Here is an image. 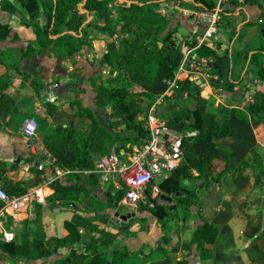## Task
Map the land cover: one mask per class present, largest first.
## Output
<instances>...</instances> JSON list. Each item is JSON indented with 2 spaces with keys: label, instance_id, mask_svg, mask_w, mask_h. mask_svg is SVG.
<instances>
[{
  "label": "crops",
  "instance_id": "obj_1",
  "mask_svg": "<svg viewBox=\"0 0 264 264\" xmlns=\"http://www.w3.org/2000/svg\"><path fill=\"white\" fill-rule=\"evenodd\" d=\"M2 1L0 0V7ZM137 1L144 0L133 2ZM157 1L160 3L158 12L162 10L166 13L165 17L169 19V24L179 29L175 37L181 42L180 50L182 47L189 49L191 59L198 60L206 58L213 60L209 53L215 56L227 54L230 58L231 80V84L224 89H217L211 85V81L217 77L210 73L208 77H198V79L189 72L181 75L183 80L180 82L202 81L198 87L201 89L200 97L209 100L208 115H217L220 120L225 118L229 130L225 137L216 140V145L225 155V158L215 159L211 165L212 177L213 179L218 177L217 181L213 180L208 190L200 195V215L196 207L197 200H193L194 204L189 210L191 216L188 228L190 223H193L190 236L199 225L208 223L217 228L214 241L205 244L203 251L205 253L199 252L195 245L188 251L181 249L183 242H188L190 236L188 239H182L177 235L176 240L179 242L172 241L171 245L168 242L166 246L161 247L171 258V264L178 262L264 264V260H251L252 253H257V249L264 253V179H260L258 174L247 168L239 167L240 162L247 160L254 149H257L256 152L263 158L262 165H264V111L255 118L248 116V122L244 123L232 116L225 117L223 114L219 116L218 109H215L220 105V109L228 111L241 110L252 101L256 92H264V51L259 52L264 46V0H246L243 5L229 0L222 13L230 17L232 27H225L221 20L217 39L210 42L212 48L206 46L194 48L196 37L201 33L203 25L197 26L191 19L180 15L184 10L203 9L200 5H195L190 0ZM108 2L114 4L126 1L108 0ZM14 3L18 10L15 15L0 10V23L9 26L8 37L0 42V53L7 52L4 55L7 56L9 52L8 58L11 60L14 58L17 60L22 49L33 45L36 39L33 28L22 25L24 20L22 6L15 0ZM162 7L168 10L164 11ZM233 27L234 35L231 34ZM104 44L100 40L91 41L95 51H76L70 44L69 51L63 52L39 46L41 51H32L30 56L19 61L17 68L20 74L15 70L9 72L11 80L4 93L17 105L18 118L20 117L16 124L10 123V126L0 121V162L2 163L0 186L9 195H19L23 187L28 190L27 192L37 188L49 177L48 164L54 162L44 149L38 132L30 141H27L21 133V126L30 117L45 118L50 126L87 129L88 119L76 122L69 115V103L76 100L83 107L91 109L99 124L112 134L107 146L108 153L129 152L139 145L131 144L126 138H122L125 136L124 126L111 127L105 112L96 104L97 95L91 86L92 81L97 80L100 84L98 80L106 78L103 76L113 78L117 76V73L112 72L109 67H103L93 61L94 58L100 60L99 58L102 57L101 54L105 51L99 50H105ZM14 45L19 46L21 51L13 50ZM5 49L7 51H4ZM72 49L74 51H70ZM258 62H261L263 67L259 66ZM6 65H8L6 62L0 64V77L7 73ZM31 79L38 81V90H34L30 85ZM62 105L64 108L59 111L58 108ZM159 112L160 109L158 114ZM8 120L9 117L6 121ZM35 152L47 164L44 172H38L36 167L31 165ZM12 164L15 165V169ZM10 168L14 170H9ZM60 170L61 176L43 189L46 196L44 204L38 205L32 214L27 215L19 223L14 242H34L42 235L45 246L51 239H63L74 231L79 236L76 247L89 246L93 239L105 232L113 239L110 238L112 242L101 248L102 252L112 255L114 252L125 250L133 256L142 251L138 257L133 256L125 264H151L162 259L159 253L151 254L157 247L162 232L158 221L150 212H141L139 217L135 216L123 226L117 221L115 212L118 211L121 215L127 213L136 215L137 205L113 206L114 201L108 194L111 193L113 196L120 190L111 183L102 184L99 177L95 179L90 176L91 174L86 173L88 171ZM193 174L196 175L195 172ZM153 187H157V182H153ZM148 193L151 194V191L148 190ZM157 196L152 195L151 202L154 205L158 204L155 202ZM93 200L96 202L91 204ZM140 219H143V222H138ZM176 221L179 222L178 217ZM145 246H148L149 250L145 249ZM174 248L176 252H173ZM82 254V251L69 252L64 248L60 253L48 254L40 259L18 264H75L82 259Z\"/></svg>",
  "mask_w": 264,
  "mask_h": 264
},
{
  "label": "trees",
  "instance_id": "obj_2",
  "mask_svg": "<svg viewBox=\"0 0 264 264\" xmlns=\"http://www.w3.org/2000/svg\"><path fill=\"white\" fill-rule=\"evenodd\" d=\"M15 1L20 3L25 13L22 25L33 28L36 38L34 46L52 47L60 39L69 40L72 45H77L75 42L85 44L89 39L90 42L103 41L105 52L99 63L109 67L112 72L124 70V77L129 82V86H135L139 95H143L149 101L147 109L165 93L167 83L174 78V73L181 63L180 47H176L174 42L170 41L171 35L174 34L172 31L165 34L169 19L158 12L160 3L157 0L137 2L125 0L126 2L114 4L109 3L108 0ZM190 1L206 10H212L215 5L214 0ZM111 8L117 10L115 17H112ZM0 10L10 15L18 12L9 0L2 1ZM229 19L230 17L222 13L221 20L225 27H232ZM63 27L66 30L62 29ZM8 29L7 24L0 23V42L6 40ZM231 34H235L234 27ZM31 46L24 49L14 63L6 65L7 73L0 77V121L6 122L7 126H10L12 120L19 116L17 105L4 93L11 80L9 72L15 70L20 74L17 68L18 63L30 56ZM78 49L74 50L78 51ZM261 51H264V46L259 52ZM209 56L213 58L209 65V73L217 77L211 81V85L217 89H224L231 84L230 58L227 54L215 56L209 53ZM4 63L3 59L0 60V64ZM258 64L263 67L261 62ZM23 78L27 79L25 76ZM29 83L34 90L39 89L36 79H31ZM91 86L98 97L96 103L105 112L111 127L124 126L125 136L122 138H126L131 144H141L148 138L143 124L138 121L142 110L133 98L134 93L130 87L106 89L97 81H93ZM200 92L201 89L195 82L186 80L176 84L169 98H163V104L170 102V109L159 116H164L168 126L182 136V160L177 169L167 178L157 181V188L160 191L157 199L160 201L147 210L160 223L162 232L157 247L151 252V254L159 253L162 259L151 264H170L168 255L161 247L169 242L168 224L177 220L178 208H183L184 223L190 218L189 210L194 203L188 199L197 200L196 207L200 215L199 197L208 190L213 180L217 181L218 177L216 179L212 177L211 165L215 159L225 158L224 153L216 145L217 139L228 134V122L223 117L232 116L247 123L248 116L255 118L264 111V92H256L252 101L241 110L218 109L219 116L224 115L220 120L217 115H208L209 100L201 98ZM69 115L76 122L88 119L89 127L80 129L69 126H48L42 120V128L39 130L38 127L41 143L57 168L74 172L92 171L96 159L108 154L107 146L112 134L99 124L92 110L83 107L79 101L69 103ZM8 117L9 120L6 121ZM112 119L115 120L112 121ZM191 132L198 133L194 137H187L186 134ZM256 151L257 149H254L247 160L240 162L239 167L247 168L254 174H258L260 179H264L263 158ZM1 164L0 162V168ZM205 174L208 176L206 181H203ZM90 176L98 179L95 174ZM198 181L203 183L195 186ZM190 184L194 186L190 187ZM27 191L23 187L20 189V194ZM108 195L114 201L113 206H116L122 200L124 192L120 190L113 196L111 193ZM179 199H181L180 203L176 202ZM94 202L96 200H93L91 204ZM99 219L104 220V218ZM140 221L143 222V219ZM216 232L217 228L214 225L203 223L192 232L188 242H183L181 249L188 251L195 245L199 252H203L205 244L214 241ZM110 238L113 239L102 232L100 237L90 242L89 246L76 247L79 236L73 231L63 239H51L45 246L42 235L34 242L0 243V264L3 262L25 263L48 254L60 253L64 248L69 252L76 250L83 252L82 259L75 264H125L128 259L133 256L138 257L142 252H137L133 256L125 250L114 252L112 255L102 252L101 248L112 242ZM144 248L149 250L148 246ZM173 252H176V248ZM251 256L252 261L264 260V253L258 249L257 253H252ZM177 264L187 263L178 262Z\"/></svg>",
  "mask_w": 264,
  "mask_h": 264
},
{
  "label": "built area",
  "instance_id": "obj_3",
  "mask_svg": "<svg viewBox=\"0 0 264 264\" xmlns=\"http://www.w3.org/2000/svg\"><path fill=\"white\" fill-rule=\"evenodd\" d=\"M167 1V0H166ZM238 5H243L246 0H234ZM229 0H215L212 10L199 9L194 11L184 10L180 15L191 19L197 26L203 25L201 33L196 37L194 48L206 46L212 48L211 41L216 40L220 31L221 14ZM165 16L166 13L160 11ZM182 60L174 73V78L167 83L164 94L158 97L148 108L144 117V129L148 138L129 152H112L96 159L92 171L87 174L98 175L102 184L111 183L117 190L124 192L119 204L125 206L137 205L141 200H152V195L157 196L159 190L153 187L151 194L148 187L156 179L161 180L177 169L182 160V136L171 129L167 121L158 114L163 103V98L171 96L176 84L183 79V73H192L198 77L209 75L211 58L191 59L190 50L182 47ZM194 82V81H193ZM21 133L27 141L32 140L37 133L38 124L34 119H27L21 126ZM187 137L196 136L195 132L187 133ZM38 172H44L47 164L37 156L33 164ZM49 177L32 190L19 195H9L0 186V243L8 244L15 241V231L19 223L29 214H32L38 205H43L45 194L43 189L51 185L62 171L55 165L48 164ZM68 171V170H67ZM64 172V171H63Z\"/></svg>",
  "mask_w": 264,
  "mask_h": 264
},
{
  "label": "rangeland",
  "instance_id": "obj_4",
  "mask_svg": "<svg viewBox=\"0 0 264 264\" xmlns=\"http://www.w3.org/2000/svg\"><path fill=\"white\" fill-rule=\"evenodd\" d=\"M10 2H12L13 4H15L14 3V0H9ZM163 8V10L164 11H166V10H168V8H164V7H162ZM158 10H159V8H158ZM110 12L112 13V17H115V15L117 14V10H114V9H112L111 8V10H110ZM23 13H24V11H23ZM24 15H25V13H24ZM221 25H223V24H221ZM264 28V27H263ZM62 29H64V30H66L65 29V27H63ZM171 31H172V33H174L173 35H171V40L170 41H173L174 42V44H175V46L176 47H180V45H181V42L179 41V38H176L175 37V34L177 33V32H179V29H178V27H175L174 25H172V24H169V21H168V26H167V29H166V31H165V34L167 33V32H170L171 33ZM164 34V35H165ZM220 34V33H219ZM8 35H9V33L7 34V37H8ZM93 41V40H92ZM170 41H169V43H170ZM77 45H72L71 44V42H69V40H66V39H60V40H58L57 41V44L56 45H53L52 47H49V48H51V49H53V51H69V46H70V44H71V47L73 48V49H77V48H79L78 49V51H83V50H85V51H95V49L94 48H92V46H91V42H90V39L87 41V43H79V42H75ZM34 45H32L30 48H31V51H37V50H40L41 51V48H39V46H36V47H33ZM91 46V47H90ZM104 46H105V44H104ZM12 48H13V50H15V51H19L20 50V47L19 46H17V45H14V46H12ZM26 48H28V46H26ZM26 48H23L22 49V51L24 50V49H26ZM1 51V50H0ZM4 51H7V49H5ZM21 51V50H20ZM99 51H104V49H101V50H99ZM7 52H5L4 54L3 53H0V60H4L7 64H12V63H14L15 62V60H16V58H14L13 60H11V58H8L9 56V52H8V54H7V56H4L5 54H6ZM103 55V53L101 54V56ZM5 57H7V58H5ZM100 59V58H99ZM93 61H94V63H99V60H97V59H93ZM20 63H18V65H19ZM18 67V66H17ZM103 67H105V66H103ZM114 72H116L117 74V76L116 77H111V76H103V77H106L105 78V80H102V79H99L98 81L99 82H101L103 85V87L104 88H106V89H116V88H121V87H130V89H131V91H132V93H134V95H133V98L135 99V101L138 103V105L140 106V110H142L141 112H142V114L140 115V117H139V119H138V121H139V123H141V124H143L144 123V117H145V115H146V112H147V105H148V103H149V101L147 100V99H145L144 98V96L143 95H139V91H138V89L135 87V86H129V83L127 84L126 82H128L126 79H125V77H124V70H122V69H119V70H117V71H114ZM14 77H15V75H14ZM93 81H97V80H93ZM92 81V82H93ZM97 100H98V97H97ZM97 104V103H96ZM170 102L169 101H167V102H164V104L162 103V105L160 106V114H163V113H165L166 111H168L169 109H170ZM64 105H62L60 108H58V110L60 111V110H62V108H64L63 107ZM66 106V105H65ZM98 106V105H97ZM220 105L218 106L217 105V107L215 108V109H220ZM56 110V109H55ZM161 118H163L164 120L166 119L164 116L163 117H161ZM22 119V118H21ZM29 119H34L36 122H37V124H38V127H39V130L42 128V120L43 121H45L46 123H47V125L49 126V124H48V121L44 118V119H39V118H32V117H30ZM20 120V117L18 118V117H15L13 120H12V122L11 123H17V121H19ZM13 127V126H12ZM14 128V127H13ZM37 132H38V135H39V131L37 130ZM39 137V136H38ZM35 138V137H34ZM40 138V137H39ZM14 168V167H13ZM13 168H10L9 170H14ZM4 171L6 170V168H4L3 169ZM154 182H157V179L154 181ZM152 185H153V183L152 184H150L149 185V187H148V190H152L151 188H152ZM191 187V186H190ZM156 200H155V202H159L160 200L159 199H157V198H155ZM180 200L181 199H179V200H176V202H179L180 203ZM190 202H193V200H195V199H188ZM152 202L149 200H141L138 204H137V208H135V210H136V216L137 217H139V214L141 213V212H143V211H147V210H149V209H151L153 206H154V204L152 203ZM178 212V213H177ZM176 213H177V217H178V220H179V222H177V221H172V222H170L169 224H168V235H169V245H171V242L172 241H177L176 240V236L177 235H180L181 237H182V239H188L189 238V236H190V231H191V228L193 227L192 225H193V223H190V228H188V225H189V222H190V218H188L187 219V221L184 223V221L182 220L183 219V213H184V211H183V208H178L177 210H176ZM138 222H141V221H139L138 220ZM177 224H179V225H177ZM181 224V225H180ZM158 225L160 226V223L158 222ZM182 226H183V228H182ZM177 231H178V233H177ZM188 231V233H186ZM177 233V234H176ZM178 239H180V238H178ZM185 241V240H184ZM177 242H179V241H177ZM164 245V244H163ZM166 246V245H165ZM169 251H170V249H169ZM130 259H132V258H130ZM130 259H128L127 261H129ZM169 259H170V264H171V258L169 257ZM8 264H13V263H11V262H7ZM172 264H174V263H172Z\"/></svg>",
  "mask_w": 264,
  "mask_h": 264
},
{
  "label": "water",
  "instance_id": "obj_5",
  "mask_svg": "<svg viewBox=\"0 0 264 264\" xmlns=\"http://www.w3.org/2000/svg\"><path fill=\"white\" fill-rule=\"evenodd\" d=\"M30 19L32 20L33 17L31 16ZM201 82L202 81H197L196 86H199L201 84ZM207 176H208L207 174L204 175L203 181H206ZM203 181H198L195 184V186H200L203 183ZM185 184H187V182H185ZM190 186L192 187V186H194V184H190ZM135 216H136L135 213H127L125 215H121L120 212H118V211L115 212V217L118 218L117 221L121 222V225H123V226H126L128 224V221L135 218Z\"/></svg>",
  "mask_w": 264,
  "mask_h": 264
}]
</instances>
